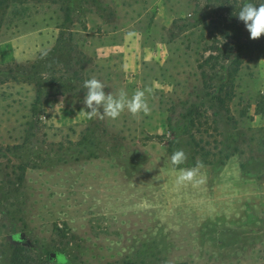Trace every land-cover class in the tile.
I'll list each match as a JSON object with an SVG mask.
<instances>
[{
    "label": "rangeland",
    "instance_id": "rangeland-1",
    "mask_svg": "<svg viewBox=\"0 0 264 264\" xmlns=\"http://www.w3.org/2000/svg\"><path fill=\"white\" fill-rule=\"evenodd\" d=\"M66 1L0 0V264H264V59L200 68L224 48L205 0H72V25ZM92 78L150 112L88 119Z\"/></svg>",
    "mask_w": 264,
    "mask_h": 264
},
{
    "label": "clouds",
    "instance_id": "clouds-1",
    "mask_svg": "<svg viewBox=\"0 0 264 264\" xmlns=\"http://www.w3.org/2000/svg\"><path fill=\"white\" fill-rule=\"evenodd\" d=\"M236 16L249 33V39L255 41L264 36V0H261L259 5L245 2ZM134 35V33L128 34L129 38ZM83 88L86 90L83 104L87 109L85 112L88 119L107 117L116 120L125 111L132 116L150 112L146 93L151 89H137L130 97L125 90L121 89L114 95L111 92L106 93L105 85L95 78L84 81ZM169 159L172 170L177 173L175 180L177 186L202 182V179H198L199 170L203 167L201 163H197L193 168H178L187 159L184 151L174 152Z\"/></svg>",
    "mask_w": 264,
    "mask_h": 264
},
{
    "label": "trees",
    "instance_id": "trees-1",
    "mask_svg": "<svg viewBox=\"0 0 264 264\" xmlns=\"http://www.w3.org/2000/svg\"><path fill=\"white\" fill-rule=\"evenodd\" d=\"M6 2V6H25V12L28 15L32 13V8L36 9L37 6H40L44 3L50 4H59L60 0H3ZM4 2H1L3 5ZM66 6L62 5L61 10L64 13V24L72 25L74 21L72 20V0L66 1ZM245 2H252L254 4L259 5L261 0H205V10H204V20L207 21L208 19H212L213 15L220 16L218 28L219 39L222 41V46L225 48H219L217 46H213L210 48L212 53H217V55H211L209 58L200 66V68H204L214 63V65L220 64V60L222 59L223 62L226 59H229L231 53L233 51L242 52L243 50L251 51L257 53L261 59H264V36H262L258 40H251L249 39V33L245 30V27L242 22L238 20L236 16L240 8L243 6ZM1 5V6H2ZM222 15V16H221ZM22 17V15L20 16ZM73 34L70 33V40H73ZM77 48H74L76 51ZM83 61L80 60V63ZM235 69L233 71H227L229 77H231L234 73L237 72L240 62L234 61ZM213 65V66H214ZM223 67V66H222ZM83 68V67H82ZM72 83L75 81V78L71 79ZM223 89V85L219 88V90ZM60 93H57L56 90L54 92L45 93L42 97L40 95L36 99V104H40L42 98H48L52 96H57ZM35 107V106H34ZM26 168V167H25ZM27 169V168H26ZM25 169H22V176H24ZM11 264H40L32 258L31 254L27 251L23 250L22 248H18L13 252L11 258Z\"/></svg>",
    "mask_w": 264,
    "mask_h": 264
},
{
    "label": "water",
    "instance_id": "water-1",
    "mask_svg": "<svg viewBox=\"0 0 264 264\" xmlns=\"http://www.w3.org/2000/svg\"><path fill=\"white\" fill-rule=\"evenodd\" d=\"M51 256H53V254Z\"/></svg>",
    "mask_w": 264,
    "mask_h": 264
}]
</instances>
